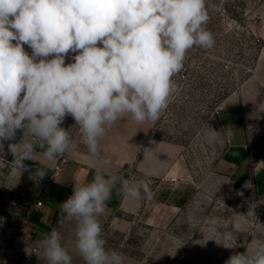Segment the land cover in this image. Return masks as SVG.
I'll return each mask as SVG.
<instances>
[{
	"label": "clouds",
	"instance_id": "9594fccd",
	"mask_svg": "<svg viewBox=\"0 0 264 264\" xmlns=\"http://www.w3.org/2000/svg\"><path fill=\"white\" fill-rule=\"evenodd\" d=\"M209 19L206 0H0V153L3 142L22 131L19 142L8 144L10 166L21 174L29 170L25 161L42 157L55 164L78 147L61 126L74 119L97 164L90 182L74 184L58 222H75L84 264H124L122 253L106 247L99 219L117 186L130 200L154 196L150 180L131 170L127 178L105 174L111 161L102 157L101 140L123 118L137 124L161 119L187 52L215 46ZM69 56L73 62L66 64ZM234 136L228 126L207 125L204 132L213 145ZM6 165L0 156V167ZM46 174L39 166L32 178ZM62 239L53 228L40 241L47 264H73ZM225 264H264V242Z\"/></svg>",
	"mask_w": 264,
	"mask_h": 264
},
{
	"label": "rangeland",
	"instance_id": "374dc122",
	"mask_svg": "<svg viewBox=\"0 0 264 264\" xmlns=\"http://www.w3.org/2000/svg\"><path fill=\"white\" fill-rule=\"evenodd\" d=\"M206 3L210 16L207 28L214 35L215 46L211 50L194 47L187 52L183 70L173 77L176 96L159 128V137L185 146L197 181L209 169L216 149L219 153L221 148L220 144H209L204 132L207 125L217 129L216 113L223 102L232 94L247 99L255 96L256 103L264 107V0ZM20 137L18 131L14 140L4 143L3 159L8 144ZM5 169L0 167V217L4 218L0 221V264L27 214L23 198L5 183ZM181 186L178 191L183 194L184 184ZM150 187L156 197L158 185L151 182ZM164 190L153 205L145 202L143 206L149 208L136 217V223L128 216L133 225L126 229L105 222L106 247L122 253L124 264H225L231 255L264 242L263 199L250 193L231 197L226 186L217 192L207 185L201 187L202 197L192 198L188 204L182 198L181 210L169 218L168 192ZM234 209L246 213L253 222L242 236L231 225ZM152 212L160 214L153 220L156 225L149 223ZM4 233L9 237L3 239Z\"/></svg>",
	"mask_w": 264,
	"mask_h": 264
},
{
	"label": "crops",
	"instance_id": "0c3cea01",
	"mask_svg": "<svg viewBox=\"0 0 264 264\" xmlns=\"http://www.w3.org/2000/svg\"><path fill=\"white\" fill-rule=\"evenodd\" d=\"M24 48L31 55V49L27 45H24ZM70 56L66 58V64L73 62ZM173 85L167 110L176 96L174 81ZM256 102L255 96L247 99L232 94L218 108L216 113L218 130H216L220 131L228 126L233 129L235 136L229 143L220 144L219 153L215 148L217 152L210 162L209 169L205 175L198 177V181L192 176L185 146L159 137L161 120L167 110L155 124H137L130 117L118 120L100 142L102 157L111 161L102 170L106 175L114 173L124 175L125 178L131 170L141 178L155 182L158 185L156 197L166 189L169 218L175 217L181 210L182 198L184 204H188V200L202 197L204 194L201 187L207 185L217 192L226 186L231 192V197L250 193L256 199L264 200V107ZM75 123L74 119L68 116L61 125L69 130L78 147L62 156L67 158L68 162L58 171L55 168L62 157H59L55 164L41 157L40 162L25 161L29 170L20 174L10 166L13 157L7 150L4 158L8 162L5 169V183L23 198L27 204V214L9 244L3 264H47L40 241L53 228L61 233L62 243L72 256L73 264L84 263L75 248V222H58L60 205L72 195L74 184L90 182L97 164V161L89 156L79 128L73 127ZM21 138L14 143L19 142ZM8 142L10 141L3 143ZM39 166L45 168L47 174L43 178L34 179L32 172ZM181 183L184 184L183 194L178 191L182 187ZM118 189L119 186L113 190L107 208L99 218L103 229L106 221H110L111 226L119 230L126 229L129 225H133L128 216H131L132 221L136 223V217L149 208L143 206L145 202L153 205L152 201L156 199L154 195L152 200H130L120 195ZM37 201H41L42 206H35ZM232 211V228L242 236L251 228L253 222L246 213H239L235 209ZM159 216V213L152 212L149 223L156 225L153 220H158ZM10 231L11 228L7 232ZM3 237L6 239L9 236L4 233Z\"/></svg>",
	"mask_w": 264,
	"mask_h": 264
},
{
	"label": "built area",
	"instance_id": "2783aa9c",
	"mask_svg": "<svg viewBox=\"0 0 264 264\" xmlns=\"http://www.w3.org/2000/svg\"><path fill=\"white\" fill-rule=\"evenodd\" d=\"M68 162V159L67 158H65V157H62L60 160H59V163L57 164V166H56V171H58L60 168H61V166L63 165V164H65V163H67ZM135 174V173H134ZM137 177H140L139 175H137V174H135ZM141 178V177H140ZM35 206H42V202L41 201H37L36 202V204H35Z\"/></svg>",
	"mask_w": 264,
	"mask_h": 264
}]
</instances>
